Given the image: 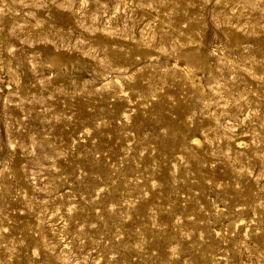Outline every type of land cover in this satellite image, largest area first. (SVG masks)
<instances>
[{
	"label": "rangeland",
	"instance_id": "rangeland-1",
	"mask_svg": "<svg viewBox=\"0 0 264 264\" xmlns=\"http://www.w3.org/2000/svg\"><path fill=\"white\" fill-rule=\"evenodd\" d=\"M0 264H264V0H0Z\"/></svg>",
	"mask_w": 264,
	"mask_h": 264
},
{
	"label": "bare ground",
	"instance_id": "bare-ground-1",
	"mask_svg": "<svg viewBox=\"0 0 264 264\" xmlns=\"http://www.w3.org/2000/svg\"><path fill=\"white\" fill-rule=\"evenodd\" d=\"M2 15V14H1ZM194 85V84H193ZM195 88V87H194ZM161 115V114H160ZM160 117V116H159ZM163 117V116H162ZM175 130V128H174ZM184 132V131H183ZM166 142V141H165ZM160 144V143H159ZM160 146V145H159ZM160 148V147H159ZM131 149V148H130ZM173 149V148H172ZM159 151V150H158ZM167 157V156H166ZM148 164V163H147ZM126 166V165H125ZM123 168V167H122ZM168 168V167H167ZM181 168V167H180ZM148 170V169H147ZM149 171V170H148ZM180 173V172H179ZM155 174V173H154ZM168 177V176H167ZM155 179V178H154ZM159 181V180H158ZM189 181V180H188ZM162 182V181H161ZM168 182V181H167ZM177 187V186H176ZM148 188V187H147ZM171 192V191H170ZM181 205V204H180ZM173 207V206H172ZM181 207V206H180ZM171 208V207H170ZM177 212V211H176Z\"/></svg>",
	"mask_w": 264,
	"mask_h": 264
}]
</instances>
